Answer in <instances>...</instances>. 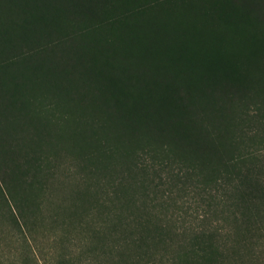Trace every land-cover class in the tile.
<instances>
[{"label":"trees","instance_id":"16d2710c","mask_svg":"<svg viewBox=\"0 0 264 264\" xmlns=\"http://www.w3.org/2000/svg\"><path fill=\"white\" fill-rule=\"evenodd\" d=\"M0 264H264V0H0Z\"/></svg>","mask_w":264,"mask_h":264}]
</instances>
